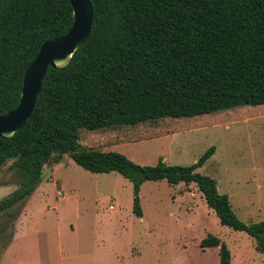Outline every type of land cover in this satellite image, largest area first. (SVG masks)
<instances>
[{
  "label": "trees",
  "instance_id": "16d2710c",
  "mask_svg": "<svg viewBox=\"0 0 264 264\" xmlns=\"http://www.w3.org/2000/svg\"><path fill=\"white\" fill-rule=\"evenodd\" d=\"M91 31L61 70L48 68L34 109L13 137L0 138V168L13 160L17 189L0 200V216L36 190L46 164L66 155L92 174L117 173L132 185V211L148 181L194 183L221 226L244 232L264 255V222L244 224L227 195L189 166L137 165L116 152L79 144V132L182 119L264 105V0H90ZM69 0H0V116L19 102L24 73L46 41L72 25ZM201 248L230 252L207 235Z\"/></svg>",
  "mask_w": 264,
  "mask_h": 264
},
{
  "label": "rangeland",
  "instance_id": "374dc122",
  "mask_svg": "<svg viewBox=\"0 0 264 264\" xmlns=\"http://www.w3.org/2000/svg\"><path fill=\"white\" fill-rule=\"evenodd\" d=\"M79 144L141 166L159 158L189 166L215 147L197 172L228 196L238 220L264 222V105L81 129ZM12 163L0 168V200L17 189ZM139 200L141 218L132 211L129 181L117 173L87 172L65 155L43 167L31 197L0 216V264H219L218 248L200 246L209 234L225 243L230 264H264L253 239L221 226L194 183L186 188L148 181Z\"/></svg>",
  "mask_w": 264,
  "mask_h": 264
},
{
  "label": "water",
  "instance_id": "95a60500",
  "mask_svg": "<svg viewBox=\"0 0 264 264\" xmlns=\"http://www.w3.org/2000/svg\"><path fill=\"white\" fill-rule=\"evenodd\" d=\"M72 25L60 37L43 43L28 65L20 88L17 107L0 116V138L14 136L30 117L48 68L64 69L73 54L86 42L91 31L93 9L90 0H69Z\"/></svg>",
  "mask_w": 264,
  "mask_h": 264
},
{
  "label": "crops",
  "instance_id": "0c3cea01",
  "mask_svg": "<svg viewBox=\"0 0 264 264\" xmlns=\"http://www.w3.org/2000/svg\"><path fill=\"white\" fill-rule=\"evenodd\" d=\"M164 161V160H163ZM145 184V183H144ZM143 184V185H144ZM180 184H183V183H180ZM180 184H178V185H173L174 187H176V186H179ZM143 185L141 186V188L143 187ZM217 189H218V187H217ZM220 190H218V192H219ZM35 192V191H34ZM179 196V195H178ZM31 197V196H30Z\"/></svg>",
  "mask_w": 264,
  "mask_h": 264
}]
</instances>
